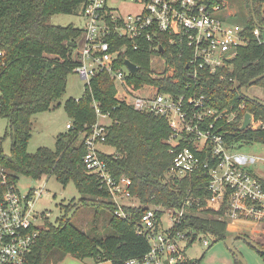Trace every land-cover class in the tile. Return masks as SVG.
<instances>
[{
    "label": "trees",
    "instance_id": "trees-1",
    "mask_svg": "<svg viewBox=\"0 0 264 264\" xmlns=\"http://www.w3.org/2000/svg\"><path fill=\"white\" fill-rule=\"evenodd\" d=\"M86 1L0 0V47L6 50L0 62V116L8 118L12 136L11 151L7 154L4 151L7 136L0 134V171L13 182H18L23 175L33 179L54 175L64 185L73 181L82 194L80 201L96 208L95 219L104 215L115 233L101 236L93 229L85 230L69 218L67 208L56 224L42 228L29 264H58L69 254L80 259L89 257L95 262L110 260L112 264H128L129 260L142 258L150 250L148 239L137 233L141 216L149 206L178 207L189 188H194V195L203 206L211 196L207 175L201 178L193 175L180 181L167 176L174 159L166 141L171 134L168 121L118 101L115 84L105 72L91 79L82 97L67 100L65 107L73 122L67 132L57 135L56 148L39 147L35 153L28 151L33 116L56 106L67 89L69 75L79 64L75 52L82 29L73 23L53 24L51 17L74 13ZM253 4L257 22L264 26V0H253ZM242 13L243 34L248 42L239 47L232 67L224 72V78L205 71L203 78L192 80L189 87L182 75L188 68L192 51L182 42H170L167 33H159L155 39L163 47L162 54L168 63L176 67L174 77L179 76L180 80L175 83L173 77L151 75L149 51L132 50L127 39L110 37L115 48L129 45L118 64L124 65L130 60L140 67L129 76L131 83L136 86L154 83L162 90L179 94L197 91L203 86L199 92L205 94L211 107L234 112L235 120L227 121L224 116L221 124L233 148L241 149L264 145V104L241 93L243 86L264 73V28L257 25L250 0H244ZM257 27L263 41L254 32ZM254 85L264 88V77ZM93 101L99 102L102 112L111 119L106 145L115 150L102 153V157L113 176L131 178V193L140 203L124 206L125 217L116 214L117 205L110 193L96 175L88 173L84 163V137L98 118ZM247 112L261 122L259 128L241 129ZM226 209L225 205L218 211L210 208L198 211L195 207L194 213L187 215L179 228H191L194 236L205 234L213 236L215 241H225L234 235L228 229ZM258 244L264 250V244ZM259 253L264 257V253ZM177 264H200V260L187 258ZM236 264L242 263L236 259Z\"/></svg>",
    "mask_w": 264,
    "mask_h": 264
},
{
    "label": "built area",
    "instance_id": "built-area-1",
    "mask_svg": "<svg viewBox=\"0 0 264 264\" xmlns=\"http://www.w3.org/2000/svg\"><path fill=\"white\" fill-rule=\"evenodd\" d=\"M226 0H87L82 5L85 25L81 41L75 52L78 61L75 72L90 83L91 79L105 72L116 87L115 97L139 112L165 118L171 128L166 139L174 154L167 176L177 181L196 175L210 178L208 189L211 196L203 206L189 188L178 207L149 206L139 221L137 233L145 236L150 250L142 258H134L128 264H177L186 260V247L192 242L191 228H179L187 215L204 208L220 210L224 205L228 229L234 223L248 226L264 224V151L245 152L233 148L226 139V130L221 124L236 119L234 112L211 107L205 94L197 91L174 93L162 90L154 83L136 86L129 76L128 65H119L122 54L129 45L114 47L110 37L125 38L135 51H149L151 75L154 78L174 77L176 67L168 63L162 54L163 47L156 43L159 33H167L169 41H179L192 51L188 68L182 75L188 80L203 78L205 71L224 78V72L232 67L239 47L247 44L244 26L230 24L219 13L227 8ZM227 16L231 12L227 11ZM259 37L260 29H255ZM162 49V50H161ZM6 50L0 47V62ZM156 65V67H155ZM97 121L84 137L86 154L84 163L89 174L96 175L117 205L116 214L125 217L126 200L137 199L131 193L132 180L127 176L116 178L102 157L101 145H106L109 118L100 104L93 101ZM252 114V113H251ZM245 118V116H244ZM244 118L241 121L243 124ZM69 123L67 127H70ZM261 122L252 121L247 129H257ZM264 145L259 146L263 148ZM112 153V152H109ZM45 194L44 187L31 188L23 193L18 182L0 171V264H29L43 222L50 212H37L36 201ZM191 234V235H190ZM193 234V235H192ZM200 235V234H199ZM209 245L208 240H204Z\"/></svg>",
    "mask_w": 264,
    "mask_h": 264
},
{
    "label": "rangeland",
    "instance_id": "rangeland-1",
    "mask_svg": "<svg viewBox=\"0 0 264 264\" xmlns=\"http://www.w3.org/2000/svg\"><path fill=\"white\" fill-rule=\"evenodd\" d=\"M226 2V10L220 12L219 15L230 24L243 25L244 15L242 10L244 8V0H226ZM227 11L231 12V16H227ZM50 22L63 26L73 23L76 27L82 29L85 25L82 5L74 13H59L53 15ZM87 84L88 81L85 78L81 77L77 72H73L69 75L67 89L62 97L55 103L56 106L33 116L32 137L28 144V151L30 153H35L39 147L56 148L57 135L67 132L69 130L67 125L73 122L66 110L65 104L70 98L77 99L82 97L85 93ZM249 92L258 99L264 100V88L253 85L249 88ZM101 121L110 123L111 119L106 117L101 118ZM0 134L7 136L4 142V151L9 154L12 144L10 123L8 118L3 116H0ZM100 148L107 153L114 152L115 150L107 145H101ZM257 149L264 151V149L259 148L258 145L244 147L242 151L250 153ZM18 185L23 193L31 188L44 187L45 194L36 201L35 208L37 212H50V215L46 216L44 221L39 220V224H41V222H43L44 226L51 223L56 224L58 219L64 217L66 209L69 208V218L76 220L85 230L88 231L89 229H93L96 235L101 236L115 234L109 227L108 220L104 218V215L99 219H95L96 208L85 205L80 201L82 194L73 181L64 185L54 175H45L41 179H33L23 175L20 177ZM126 203L139 204V200H126ZM231 227L236 228V231L229 229L234 234H247L255 241L264 244V224L248 226L245 223H234ZM252 228H254L253 231H251ZM205 239L210 242L209 245L204 244ZM235 247L243 255L248 264H264V257L243 239L236 240ZM67 256L65 258H67ZM186 256L190 259L200 260V264H235L236 259H238L225 241H215L213 236L205 234L198 235L188 244L186 247ZM65 258L58 264H73L72 262L77 260L73 255L67 259ZM70 258H74L75 260ZM89 264H112V262L110 260L101 262L91 261Z\"/></svg>",
    "mask_w": 264,
    "mask_h": 264
},
{
    "label": "water",
    "instance_id": "water-1",
    "mask_svg": "<svg viewBox=\"0 0 264 264\" xmlns=\"http://www.w3.org/2000/svg\"><path fill=\"white\" fill-rule=\"evenodd\" d=\"M251 2V8L253 11V17L255 18V21L257 23V25L259 27H263L261 26L258 22H257V18L254 12V4H253V0H250ZM162 50V49H161ZM125 63L128 65V67L130 68V70L132 72H135L136 70H138V65L133 63L130 60H126ZM262 77H264V73L260 74L259 76L255 77L254 79H252L247 85L243 86L241 89V93L243 96L252 99V100H258L260 103L264 104V100L258 99L257 97H255L254 95H252L249 92V87L253 86L257 81H259ZM252 121V114L250 112H247L245 114V118L243 121V124L241 126L242 130L247 129ZM238 239H243L244 241H246L250 246H252L255 250L264 253V250L260 247V245L258 244L257 241H255L254 239H252L250 236H247L245 234H234L232 236H229L228 238H226L225 243L227 244V246L235 253V255L237 256L238 260L242 263V264H248L247 261L245 260V258L243 257V255L239 252V250L235 247V241Z\"/></svg>",
    "mask_w": 264,
    "mask_h": 264
},
{
    "label": "crops",
    "instance_id": "crops-1",
    "mask_svg": "<svg viewBox=\"0 0 264 264\" xmlns=\"http://www.w3.org/2000/svg\"><path fill=\"white\" fill-rule=\"evenodd\" d=\"M81 41V40H80ZM254 230V228H252V230L251 231H253ZM71 255L69 254L68 256H67V258H69ZM75 257V256H74ZM67 258H65V259H67ZM70 259H73V260H75V259H77L76 261H74V262H72L73 264H77V263H82V264H89L91 261H94L92 258H85V259H80V258H77V257H75V259L74 258H70ZM78 261V262H77ZM81 261V262H80ZM95 262V261H94ZM236 264V263H235Z\"/></svg>",
    "mask_w": 264,
    "mask_h": 264
}]
</instances>
